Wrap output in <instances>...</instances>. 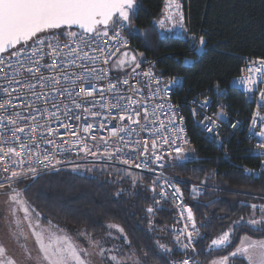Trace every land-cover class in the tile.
Segmentation results:
<instances>
[{
	"label": "snow or ice",
	"instance_id": "6c2138e0",
	"mask_svg": "<svg viewBox=\"0 0 264 264\" xmlns=\"http://www.w3.org/2000/svg\"><path fill=\"white\" fill-rule=\"evenodd\" d=\"M136 15L137 0H0V93L6 97L3 102H0V110H3V114L0 115V190H7L4 191L7 197L5 219L8 223L9 235L23 249L29 264H129V261L131 264H146V261H141L134 251H129L131 241L121 225L107 223L104 226L107 230L105 240L96 238L87 228L73 234L54 224L52 220L43 218L41 212L25 198L24 193L30 191L32 185H27L23 191L15 187L24 179H31L35 183L38 178H43L49 172H60L63 167L69 165L73 172L82 167L86 171H91L92 167H95L94 164L89 167L74 161H68L66 164L65 161L72 149L77 150L78 157L83 154L84 157H98L109 161L115 159L116 162L128 167L147 168V161L133 165L127 158V153H123V149L130 147L131 152L136 153L137 156H148L151 151L148 159L153 162L162 160L164 157L157 154L155 138L151 140V148H149L148 140L134 139L139 132L146 130L148 124L155 126L159 123L157 131L163 130L160 131L159 138L162 139L163 144L169 145L175 152L174 160L182 163L186 159L183 145L188 144L189 141L186 135H183L185 133L183 125L177 122L178 110L171 104H156L150 110L145 103L146 100H152L154 97L167 99V94L173 87L177 89L182 87L178 80L172 79L165 83L149 69L142 73L148 82L147 96L144 95L143 89L130 85L127 79L121 81L117 78L115 83L110 79L106 89H99V99L94 98L97 88L92 80H102L107 75L106 69L96 67L98 62L109 64L110 68L118 71L131 67L132 72L136 73V69L140 68L141 61L129 50L125 36V33L128 36H138L147 46L148 32H141L133 25ZM157 24L158 30L153 28L157 38H160L162 32H171L177 27L185 30L179 0H166L164 19L159 20ZM204 44L205 41L201 37L200 47L190 45V54L198 58ZM118 53L119 57L113 60ZM139 56L142 57L143 53ZM110 61H112L111 64ZM252 63L259 66L250 67L248 72L264 75V58ZM153 82L157 85L155 89L151 87ZM121 83L129 85L134 95L121 94L117 86ZM162 83H164L163 89L160 87ZM256 83L257 80L251 75L240 79V84L249 93L253 92L251 86ZM16 85L23 87L26 91L21 93L19 88L14 87ZM216 90L220 91L218 85ZM13 91L17 94L13 95ZM162 92L163 95H161ZM28 93L36 98L35 102L25 105L30 110L29 114L25 116L20 111L9 114L6 106L10 105L13 109L20 107L12 101L21 99ZM105 93L110 95L106 97ZM137 95L139 99L135 98ZM259 95L260 100L264 101V91H261ZM58 97H66L71 104V106L65 104L63 113L60 111L59 104L64 101L58 100ZM89 97L93 99H87ZM106 98L109 103L105 120H118L119 125L110 130L109 137H99L103 145V152H101V144L90 147L85 142V137L79 134L80 131L85 134L92 133V124L76 129L72 124L62 120L61 116L68 120L73 118L80 120V115L75 117L70 115L75 109L83 110L92 117H98L101 113L94 112L92 109H103V101ZM209 103L210 101L204 100L200 107H205ZM129 104L133 107L129 108ZM41 105L44 106L41 107ZM257 107L259 109L260 105L258 104ZM164 109L168 113L166 121L159 119L160 112ZM113 110H118L117 115H112ZM197 112L198 109L194 108L193 115L195 116ZM222 117L221 112L217 119ZM258 118L264 121V116H260L259 111L253 116V125ZM206 119L208 118L205 117L200 121L202 131L211 134L212 142L223 147L222 140H217L216 121L205 123ZM54 122L66 130L65 134L71 135V141L65 140L64 136L60 135L59 128L52 127ZM133 125L137 127L134 129ZM104 127L105 125L101 123L100 128ZM232 127L235 128L236 125L233 124ZM173 132L176 133L175 140L170 135ZM249 132L261 138L257 147L262 151L258 155L264 157V128L259 131L250 128ZM48 133H52V136L49 137ZM150 135L156 137L157 132L152 131ZM90 138L93 141L97 140L96 135H91ZM116 141H122V145L115 144ZM177 141L180 143L177 144ZM65 144H68V147H65ZM93 147L96 151L92 150ZM159 167L163 168L164 165L160 164ZM261 168H264V161ZM148 170L154 171L150 168ZM117 172H123L131 177L133 184L138 179H143L134 176L127 169H117ZM245 172L248 179L257 177V173L252 169H245ZM161 175L152 180L150 187L154 204L160 203L157 197L169 198L163 190L160 192L156 190L157 181L161 179ZM206 180L207 178L202 180L201 185H204ZM163 184L173 189V200L180 199L182 206L180 218L185 221L181 229L174 230L175 243L180 246L185 258L179 261L174 260L172 264H200L195 259V254L197 247L206 239H210V243L202 251H206L209 256L215 254L217 257L211 259L210 264H238V262L243 264L244 261L247 264H264V239H252L246 234L239 239L238 244L233 243L234 233L238 230L264 235V203L245 205L252 210L247 220L241 217L214 238L204 237L201 236V230H207L211 225L202 221L198 223L194 208L200 205L198 203L192 206L184 205L181 189L167 178H164ZM202 191L200 186L192 185L191 198L198 201ZM119 195L118 192L117 196ZM236 195L249 196L250 194L236 193ZM251 199L255 200L257 197H251ZM259 199L264 201V197ZM212 203L214 201H210L205 207H211ZM155 211L157 209L151 206L146 209L150 217ZM257 211L259 218L256 216ZM149 224L151 228V219ZM114 233H119V236ZM121 238L123 245L106 246L110 240ZM28 241L33 242L36 249L35 255L28 248ZM157 244L164 254L173 253V248L167 244L159 241ZM124 245L128 246L127 249ZM147 255L148 253L145 252L144 256ZM0 264H19L3 243H0Z\"/></svg>",
	"mask_w": 264,
	"mask_h": 264
},
{
	"label": "trees",
	"instance_id": "16d2710c",
	"mask_svg": "<svg viewBox=\"0 0 264 264\" xmlns=\"http://www.w3.org/2000/svg\"><path fill=\"white\" fill-rule=\"evenodd\" d=\"M180 1L186 30L181 36L164 33L157 38L156 31H153V28L158 30L157 22L166 0H137L133 25L141 32H148L147 46L138 36L126 35L143 53V58L154 60L156 75L181 78L182 87L173 98L185 116L189 136L187 148L193 158L182 163L168 162L164 174L181 183L186 205H200L194 208L198 223L202 221L211 225L207 230H201V236L214 238L233 221L249 218L252 210L245 205L264 203L259 199L264 197V172L256 178H246L245 169H257L259 158L245 140L243 130L231 131L223 126L219 135L223 147L217 146L191 123L187 102L192 98L216 96L224 104L226 115L245 123L248 121L252 105L245 104L241 92L230 87L229 82L238 75L244 59L264 58V0ZM201 37L205 44L197 58L190 54V45L196 44ZM111 74L114 79L121 76L113 68ZM217 85L220 91L216 90ZM117 169L98 167L82 175L60 171L38 178L35 183L22 181L15 187L23 191L27 185H32L31 190L24 193L25 198L43 218L71 233L87 228L96 238L105 240L107 230L104 226L117 223L131 241L129 251H134L141 261L146 264H165L167 261L171 264L183 255L175 243L174 234H170L178 226L174 209L164 201L154 204L150 176L135 173L134 176L143 179L133 184L131 177L118 173ZM205 178L203 192L198 201L193 200L189 194L190 186L201 184ZM210 201H214L212 206L205 207ZM150 206L157 209L151 217L146 213ZM256 216L259 218L258 211ZM246 234L254 239L264 238V235L238 230L234 233L233 243L238 244ZM157 241L173 248V253L161 252ZM208 243L210 239L197 247L196 257L200 264L217 258L215 254L209 256L202 251ZM145 252L148 253L146 257Z\"/></svg>",
	"mask_w": 264,
	"mask_h": 264
},
{
	"label": "built area",
	"instance_id": "2783aa9c",
	"mask_svg": "<svg viewBox=\"0 0 264 264\" xmlns=\"http://www.w3.org/2000/svg\"><path fill=\"white\" fill-rule=\"evenodd\" d=\"M125 36L128 40L129 50L133 54H136L138 56L141 63H140V68L136 69V73H133L132 68H131L126 73L121 75L119 77V79L121 81L124 79H127L129 81L130 85H135L136 87L143 89L144 95L147 96L148 95V91H147L148 82L142 76V73L146 70H149V69L153 71L155 62L152 59H145L143 57H140L139 56L140 52L131 44L126 33H125ZM199 41H200V38L197 39V43L194 45H196L197 47H200ZM202 48H203V46H202ZM202 48H201V52H202ZM122 51H124V50L122 49ZM201 52H200V54H201ZM118 55H119V53L115 57H113V60ZM257 60H259V59L258 58H246V59H244V63L241 66V69H240L238 75L233 77L229 82L230 87L241 92V94L243 95V99H244L245 104H247V105L251 104L252 105V109L249 113V118H248V121L246 123L240 119H237L234 117H229L228 115H226L224 110H223L224 104L222 103L221 100H218V98L216 96L215 97L207 96L205 98H192V99H190L187 102V111H188V117H189L191 123L210 141H212L211 140V134L202 131V126L200 124V121L203 120L205 117L208 118V119L204 120L205 123H211L212 120L216 121V125L218 126L216 129V131L218 132L217 140H219V135L221 133L223 126L225 128L228 127V129L231 131L243 130L245 140L248 142L250 147L255 150V152H254L255 156L260 159L258 168L253 170L255 173H257V177H258L262 172H264V168H261V164H262V161H264V157H261L258 155L262 150L257 147V144H258V142H260L261 138L259 136L252 135L249 132V129L254 128V130L259 131L261 128H264V121H261L259 118L257 119V122L255 125L252 124L253 116L258 111L260 113V116H264V101L260 100V95H259V93L261 91H264V75L254 74V73L248 72V69L250 67L254 68V67L259 66L258 64L252 63L253 61H257ZM109 63L111 64L112 61H110ZM96 67L97 68L103 67L104 69L107 70V75H105L104 79H102V80L93 79L92 80V83L95 84L96 88H97V92L94 93V98L99 99V95H100L99 89H101V88L106 89L108 87V83H109L110 79L114 83L116 82L117 79H114L112 77L111 68H110L109 64H102V63L98 62L96 64ZM77 71H79V70H77ZM137 73H139V74H137ZM250 75L253 76V78L257 80L256 85L251 86V87H253V92H251V93L245 91L244 86L240 84L241 78H247ZM156 76L162 78V80L165 83L169 80H172V79H176L181 83V78L177 77V76H161V75H156ZM137 82H139V83H137ZM117 86L120 89L121 94H123L125 96L134 95V93L132 91H130L129 85H124L121 83V84H118ZM14 87L19 88V91L21 93L26 91L23 87H21L19 85H16ZM151 87L153 89H155L157 87V85L153 82L151 84ZM160 87H161V89H163L164 83H162L160 85ZM179 89L173 87L172 90L167 94V96H168L167 99H161L160 97H154L152 100H146L145 103H146V106L149 107L150 110L156 104H171V105H173L174 108L176 110H178V115L176 117L177 122L181 123L183 125V127L185 129V133L183 135H186V138L189 141V136H188L186 126H185V116L183 115V112L180 109L179 103L176 100H174V98H173V95ZM37 91H39V89H37ZM76 91H79V89H76ZM16 94L17 93L15 91H13V95H16ZM109 95H110V93H105L106 97H108ZM161 95H163V92L161 93ZM135 98L139 99V96L137 95ZM5 99H6V97H4V95L2 93H0V102H3ZM57 99L64 101V103L59 104L60 111H61V113H63L65 104H70V101L66 97H58ZM87 99L91 100L93 98L89 97ZM221 99H224V97H221ZM35 100H36L35 96H33L31 93H28L27 95L23 96L21 99L12 101L13 104L19 105L20 107L13 109L10 105H7L6 110L9 114H11L15 111H20L22 113V115L27 116L29 114L30 110L27 109L25 107V105L27 103H30V102H35ZM204 100L210 101L209 105H207L205 107H200ZM108 103H109V100L106 98L103 101V104H104L103 109H99V108H93L92 109V111H94V112L99 111L101 113V115L98 117H92L91 115L84 113L83 110H75L74 106H73L74 110L72 113H70V115L72 117H75L76 115H80L81 119L76 120L73 118L71 120H68L67 118H65L63 116H61V119L64 120L66 123L72 124L76 129H80L82 126L87 125L89 123L92 124L93 125V132L92 133L85 134L82 131H80L79 134L81 136L85 137V142L90 147L93 146L94 144H101L100 151L103 152V145H102V142L99 140V137L100 136L109 137L110 130L113 127L119 125L118 120H111V119L105 120V116L107 115V112H108V107H107ZM258 104L260 105L259 109L257 107ZM43 106L44 105H41V107H43ZM70 106H71V104H70ZM49 107H50V105H49ZM132 107H133V105L129 104V108H132ZM194 108L198 109V112L195 116L193 115V109ZM117 111L118 110H113L112 115H117ZM221 112L223 113V117L220 119H217V117L220 116ZM2 114H3V110H0V115H2ZM167 116H168L167 110L164 109L163 111L160 112L159 119L166 121ZM181 117L183 118L182 120H181ZM101 123H103L105 125V127L103 129L100 128ZM125 123H127V122L125 121ZM142 123H143V121H142ZM233 124L236 125L235 128L232 127ZM52 127L59 128L60 135L64 136L65 140L71 141V138H72L71 135L65 134L66 130L63 127H59V125L56 124L55 122L52 124ZM132 127L135 129L137 126L133 125ZM157 130H159V123H157L155 126H153L152 124H148L146 130L139 132V134L136 135L134 137V139H141L142 138V139L148 140L149 141V148H151V140L153 138H155L156 143H157V154L162 155L164 157L162 160L157 161V162H153V160L148 159V156L151 155V151L149 152L148 156H137L136 153L131 152L130 147L123 149V153H127V158L130 159V161L133 163V165L134 164H143L145 161H147V168H144V167L136 168L135 166L128 167V165H123V164L116 162L115 159L112 161H109V160L101 159L98 157H91V156L84 157L83 154H80V156L78 157L76 149H72V152L67 156V160L65 161V163L67 164L68 161H74L77 164L87 165L89 167H91L94 164L95 167H92L91 171H93L95 168H98V167H116L118 169H127L128 172H131L133 174L138 173L140 175H142V174L148 175L152 179H155L156 176L162 174L161 179L157 181L156 190H157V192H160L161 190H163L168 195L169 198L164 199V198L157 197V199H159L160 202L161 201L167 202L168 204H170L172 206V208L174 209L175 217L178 221V226L174 230H179L183 227V224L185 222L184 220H182L180 218V211H181V207H182L181 201L179 198H176L175 200H173V198H172L173 189L170 188L168 185L163 184L164 178H167V179L171 180L177 187H179L181 189V192L183 193L182 188H181V183L178 180H175L173 178L165 176V174H164V168L166 166V162L174 160L173 158L175 157V152L172 151V148H170L169 145L163 144L162 139L159 138L160 131H163V130H160V131H157ZM152 131L157 132L156 137H153L152 135H150V132H152ZM165 134H167V133H165ZM47 135L49 137H51L52 133H48ZM91 135H96L97 140L96 141L91 140V138H90ZM121 135H123V134H121ZM170 135H171V138L173 140H175L176 133L173 132ZM125 139H129V138L125 137ZM176 143L179 144L180 142L177 141ZM115 144L122 145V141H116ZM188 144L183 145V147L186 148L188 146ZM64 146L68 147V144H65ZM217 146H219V144H217ZM173 147H175V145H173ZM92 150L96 151L95 147H93ZM123 153L121 155H123ZM168 153H171V155H168ZM29 159H31V157H29ZM160 164H163L164 167L163 168L159 167ZM148 168L154 169V171H149ZM62 171H70L71 173H74L77 175H82V174H85L87 172H91V171H86L83 167L80 170L73 172L70 165L68 167H63ZM49 173H56V172H49ZM23 181H31V179H24ZM161 185H163V187H161ZM197 186H200L202 189L204 188V186L200 185V184ZM191 187L189 189L190 196H191ZM183 199H184V197H183ZM183 204L186 205L184 202H183ZM174 230H173V234H174ZM178 248L182 252L179 245H178ZM183 258H185L184 255H182L180 258L176 259L175 261H179ZM195 259H197L196 254H195Z\"/></svg>",
	"mask_w": 264,
	"mask_h": 264
},
{
	"label": "rangeland",
	"instance_id": "374dc122",
	"mask_svg": "<svg viewBox=\"0 0 264 264\" xmlns=\"http://www.w3.org/2000/svg\"><path fill=\"white\" fill-rule=\"evenodd\" d=\"M179 2L181 4L180 0H179ZM164 14H165V6H164V9H163V12H162V16H161L160 20L164 19ZM157 27H158V24H157ZM169 27H170V25H169ZM182 32H183V30H181L179 27H177V28H174L171 32H162L161 35H163L164 33H171L173 35L181 36ZM113 69L119 74L126 70V68L123 71H118L115 68H113ZM185 153H186V159L190 158L192 156L187 147L185 148ZM17 189L20 190L19 188H17ZM4 191H7V190L6 189L5 190H0V243H3L6 246V248L9 250L10 254L15 256V258L17 259L19 264H29V262L25 259V255H24L23 249H21L11 239V237L9 235L8 223H7V220L5 219V217L7 216V205L5 204V200L7 199V197L4 195ZM74 233H76V232H73V234ZM114 234L116 236H119V233H114ZM82 239L83 238H81V240ZM252 239H254V238H252ZM27 244H28V248L32 251V254L35 255L36 254V249H35V246H34L33 242L32 241H28ZM111 244H121V245H123V239L121 238L119 240H110L109 244L106 245V246H110ZM124 247L126 248V245H124ZM129 264H131V261H129ZM207 264H210V262H208Z\"/></svg>",
	"mask_w": 264,
	"mask_h": 264
},
{
	"label": "bare ground",
	"instance_id": "6f19581e",
	"mask_svg": "<svg viewBox=\"0 0 264 264\" xmlns=\"http://www.w3.org/2000/svg\"><path fill=\"white\" fill-rule=\"evenodd\" d=\"M193 158V156H191L190 158H187V159H185L183 162H186V161H189V160H191ZM172 161H176V160H172ZM172 161H167L166 162V164L168 163V162H172ZM177 162V161H176ZM259 162H260V159H259ZM136 174H138V173H136ZM194 185H199V184H194ZM201 185V184H200ZM192 186V185H191ZM190 186V187H191ZM204 186V185H203ZM203 192V191H202Z\"/></svg>",
	"mask_w": 264,
	"mask_h": 264
},
{
	"label": "crops",
	"instance_id": "0c3cea01",
	"mask_svg": "<svg viewBox=\"0 0 264 264\" xmlns=\"http://www.w3.org/2000/svg\"><path fill=\"white\" fill-rule=\"evenodd\" d=\"M118 56H119V55H118ZM118 56H117V57H118ZM117 57H116V59H117ZM114 60H115V59H114ZM130 69H131V67H127L126 70H125L124 72H122V73H125V72H127L128 70H130ZM122 73H121V75H122Z\"/></svg>",
	"mask_w": 264,
	"mask_h": 264
}]
</instances>
